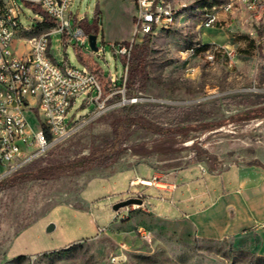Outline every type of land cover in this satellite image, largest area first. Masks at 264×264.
I'll list each match as a JSON object with an SVG mask.
<instances>
[{"label":"rangeland","instance_id":"1","mask_svg":"<svg viewBox=\"0 0 264 264\" xmlns=\"http://www.w3.org/2000/svg\"><path fill=\"white\" fill-rule=\"evenodd\" d=\"M165 1L173 8L174 24L151 34L149 78L145 89L132 95L122 82L124 57L116 56L112 46L133 37L135 0H75L72 22L82 16L77 23L97 35V46H104L105 54L99 57L85 50L76 39L59 51L57 40L64 41V35L53 33L52 55L67 58L77 67L87 65L104 89L110 82L111 89L103 96L108 97L106 108L23 169L34 170L103 149L114 137L111 120L127 113L168 127L226 124L207 131L194 129L186 138H170L133 125L124 132L126 144H146L149 152L139 155L127 149L107 168L26 180L2 189L0 264H264V222L247 234L204 237L188 219L165 218L174 215L160 208L154 188L130 185L136 168L147 177L152 170L164 175L195 164L264 167V116L229 121L246 110L264 107V16L241 7L226 17L224 29L204 28L203 6L226 0ZM21 8L24 26H44L25 35L51 29V25L39 24L36 5L22 2ZM204 44L209 45L207 49L221 50H216L214 62L207 58V49L192 56L183 53ZM224 47L233 51V59L223 52ZM17 49L19 54L27 52L24 44ZM111 73L119 78L116 86L110 81ZM136 96L140 99L130 104L128 98ZM95 106L85 105V96H78L70 116L78 120ZM28 116L35 123L34 111ZM165 140L173 141L175 150L153 149ZM139 191L146 193V201L164 217L140 209L126 220L116 218L113 205L122 199L121 194L125 200ZM49 223L55 229L47 232ZM141 225L147 230L145 235L138 231Z\"/></svg>","mask_w":264,"mask_h":264},{"label":"built area","instance_id":"2","mask_svg":"<svg viewBox=\"0 0 264 264\" xmlns=\"http://www.w3.org/2000/svg\"><path fill=\"white\" fill-rule=\"evenodd\" d=\"M34 4L39 8L36 19L44 24V15L53 20L51 29L38 34L25 35L36 27H26L21 22V3ZM75 0H0V182L29 162L44 155L50 148L71 136L86 123L97 118L106 108L108 97L103 99L104 87L95 72L87 65L77 67L67 58L52 55L53 33H62L64 41L57 40V49H65L73 39L99 57L105 54L104 46L94 51L89 47V33L76 22H72L71 8ZM136 12L133 37L126 43L114 44L116 56L126 59V70L122 76L124 89L127 80L128 61L135 43L145 35L158 29L170 28L174 24V12L165 0H135ZM245 7L252 15H264V0H226L203 6L201 26L224 29L226 17ZM67 40V42L65 41ZM24 44L27 52L18 53L17 45ZM203 45L186 49L183 53L192 56ZM215 50L207 49V58L215 61ZM223 52L233 59L234 53L224 47ZM61 53V52H59ZM61 56V54L59 55ZM191 71V70H189ZM110 81L116 86L119 78L111 73ZM85 96V105L95 103V108L86 116L76 120L70 111L78 96ZM126 99V98H124ZM139 96L128 98L130 104ZM35 113V123L28 116ZM154 186L166 189L173 182L166 175L154 174L150 178L137 176L131 186ZM131 197L142 203H133L115 211L116 218L126 220L133 212L148 210L143 192ZM124 200V199H122ZM103 230V228H101ZM138 231L145 235L144 226Z\"/></svg>","mask_w":264,"mask_h":264},{"label":"crops","instance_id":"3","mask_svg":"<svg viewBox=\"0 0 264 264\" xmlns=\"http://www.w3.org/2000/svg\"><path fill=\"white\" fill-rule=\"evenodd\" d=\"M133 171L135 176L144 177L141 168ZM148 173L144 178L156 172L152 170ZM164 175L173 182L172 186L166 189L149 187L157 191L156 199L160 202V208L174 215L173 218H165L188 219L201 236L224 238L243 235L264 222L262 166L232 164L226 168L212 169L195 164ZM145 196L148 198L146 193ZM145 204L148 212L164 217L162 213L155 212L153 205L146 199Z\"/></svg>","mask_w":264,"mask_h":264},{"label":"trees","instance_id":"4","mask_svg":"<svg viewBox=\"0 0 264 264\" xmlns=\"http://www.w3.org/2000/svg\"><path fill=\"white\" fill-rule=\"evenodd\" d=\"M41 25H52V22H50V18L48 16L44 15V24ZM42 27L44 26L36 27V29L33 31H36ZM150 42L151 34H147L143 38L142 42L135 43L132 48L131 56L128 61L127 80L125 83V88L132 95L136 94L137 91H143L146 86V81L149 78L147 63L148 54L151 48ZM208 47V44H204L203 46L198 48V51L207 49ZM124 60L126 61L125 58ZM106 84L107 85L104 89V95L108 94L109 89H111L110 82H106ZM116 95L120 97L121 93H118ZM263 116L264 107H261L255 108L253 110H246L238 114L237 116L232 117L229 121L249 120ZM110 124L113 129L114 137L110 141V143H108V145L103 149L91 152L87 155H83L72 160H67L56 164H48L34 170L22 168L0 182V191L4 188L14 186L26 180L50 179L62 174L79 175L88 172L96 167L107 168L116 163L119 160L121 154L127 149H131L133 153L139 155L149 152L150 149L146 146V144H134L130 146L126 144L124 132L133 125L156 134L168 136L170 138L178 135H182L186 138L188 137L189 132L194 129L207 131L221 127L226 123L223 121L211 122L203 124L198 128H193V126L189 124L168 127L157 124L142 115H131L127 113L113 118ZM160 144L161 145L159 146L155 145L153 149L155 148L157 151L175 150L174 142L171 140L162 141ZM215 168L216 167H213L212 169Z\"/></svg>","mask_w":264,"mask_h":264},{"label":"water","instance_id":"5","mask_svg":"<svg viewBox=\"0 0 264 264\" xmlns=\"http://www.w3.org/2000/svg\"><path fill=\"white\" fill-rule=\"evenodd\" d=\"M89 44H90V47L94 50V51H97L98 50V46H97V35L96 34H90L89 35ZM143 200L140 199V198H136V197H130L128 199H125V200H120L118 201L117 203H115L113 205V209L115 211L119 210L120 208L122 207H125L129 204H133V203H142ZM55 229V224L54 223H49L46 230L47 232H50L52 230Z\"/></svg>","mask_w":264,"mask_h":264}]
</instances>
